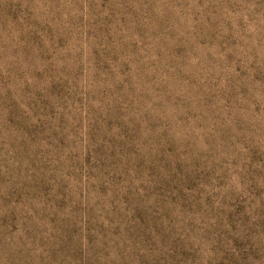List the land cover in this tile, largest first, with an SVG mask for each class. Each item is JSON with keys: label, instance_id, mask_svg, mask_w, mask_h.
I'll list each match as a JSON object with an SVG mask.
<instances>
[{"label": "rangeland", "instance_id": "rangeland-1", "mask_svg": "<svg viewBox=\"0 0 264 264\" xmlns=\"http://www.w3.org/2000/svg\"><path fill=\"white\" fill-rule=\"evenodd\" d=\"M0 264H264V0H0Z\"/></svg>", "mask_w": 264, "mask_h": 264}]
</instances>
